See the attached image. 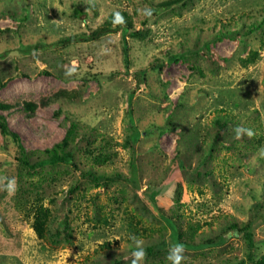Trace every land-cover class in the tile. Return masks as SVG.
<instances>
[{"label":"rangeland","instance_id":"obj_1","mask_svg":"<svg viewBox=\"0 0 264 264\" xmlns=\"http://www.w3.org/2000/svg\"><path fill=\"white\" fill-rule=\"evenodd\" d=\"M0 116L29 163L0 129V264H131L132 237L171 264L160 213L182 264H236L248 220L264 264V0H0ZM69 128L73 164H42Z\"/></svg>","mask_w":264,"mask_h":264},{"label":"trees","instance_id":"obj_2","mask_svg":"<svg viewBox=\"0 0 264 264\" xmlns=\"http://www.w3.org/2000/svg\"><path fill=\"white\" fill-rule=\"evenodd\" d=\"M172 2H161L159 4H157L156 6H153L150 11L152 13L155 12H159L162 9H166L169 6H171ZM75 14L77 16H79L82 12L81 10L76 9ZM118 25V28L120 30H122V49H123V56H124V65L125 67H128L129 65V59H128V44L126 41V35L129 34V36H139L140 35V31H130V27L131 24L128 25V23H126L125 19L123 18H116L115 19ZM121 20V21H120ZM111 23V22H110ZM99 33V31H93L91 33L92 36H97V34ZM90 35H87V38L92 37ZM139 75V79L138 81L141 82L143 80L144 77V71H139L138 72ZM0 129L1 132L5 135H9L13 138V140H15V142L18 145V148L20 150V153L22 155L21 158V162L24 165L29 164L27 159L25 158V149L22 146L21 142H20V138L19 135L8 129L5 119L4 117L0 116ZM72 133L71 128H69L67 130L66 135L64 136V138L56 143L51 149H47L48 152V157L45 159H42V164H44L45 162H49L50 164H55V163H66V164H73V153L70 149H67L68 145H69V137L70 134ZM140 136V131H138L136 128L133 129L132 132V142L134 143L135 140H137ZM90 176L92 179H94L95 181L99 182V180L102 178L103 180L106 181H111L114 179H124V180H128V178L126 177H121V175H100V176H91L90 174L88 175ZM101 179V180H102ZM132 180H130L129 182H131ZM154 196L155 193L150 191L148 198L151 200L152 203H154ZM156 210L158 209L157 206H155ZM160 216L162 217V219L164 220V222L166 223V225L169 227L170 229V234H169V239L171 240V242L175 245L177 243H182L184 246L189 247V248H193L196 247L198 245H195L194 243H190L188 241H185L182 238L181 232H180V228L178 227L175 219L172 216H166L163 215V213H160ZM34 229L37 233L38 236H42L43 235V228H42V223L41 221H36L35 222V226ZM225 233H231L234 236H241L244 239V242L246 243V247L248 249V254L246 255L245 258L240 259L236 264H247L248 262H253L254 256H255V244H254V239H253V233H252V222L251 220H248L245 223L239 224L237 222H230L227 226V229L225 231ZM209 243H216V241H208ZM217 242H225V238L222 236L221 239H218Z\"/></svg>","mask_w":264,"mask_h":264},{"label":"clouds","instance_id":"obj_3","mask_svg":"<svg viewBox=\"0 0 264 264\" xmlns=\"http://www.w3.org/2000/svg\"><path fill=\"white\" fill-rule=\"evenodd\" d=\"M151 14L150 12L148 13ZM237 138H240L242 133H246L249 137L253 136L254 133L250 129H242L237 128L236 130ZM261 155H264V150H261ZM15 180H10L8 182V189L9 191H14L15 189ZM132 239L135 241L137 249L132 253V261L131 264H145L146 258H147V252L143 248V241L140 239H137L135 237H132ZM185 247L182 243H177L175 245H172L169 248L167 260L171 262V264H182V262L185 260Z\"/></svg>","mask_w":264,"mask_h":264}]
</instances>
